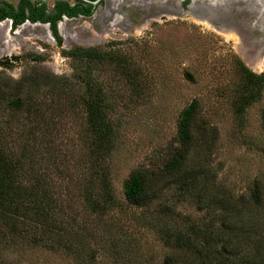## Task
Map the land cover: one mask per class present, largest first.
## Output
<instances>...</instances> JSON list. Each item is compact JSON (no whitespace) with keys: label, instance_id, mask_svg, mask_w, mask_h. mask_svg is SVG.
Returning a JSON list of instances; mask_svg holds the SVG:
<instances>
[{"label":"rangeland","instance_id":"374dc122","mask_svg":"<svg viewBox=\"0 0 264 264\" xmlns=\"http://www.w3.org/2000/svg\"><path fill=\"white\" fill-rule=\"evenodd\" d=\"M30 1L46 6L48 14L58 2H78ZM2 2L17 7L20 0ZM186 2L100 0L91 16L59 22L61 44L47 24L28 21L14 29L11 20L0 22V90L7 98L20 94L22 83L23 90H33L44 118L58 117V127L48 133L59 134L69 160L63 169L57 151L65 175L53 174L59 198L51 215L63 229L39 242L20 221H1L0 212V225L9 229L0 236L2 264H166L173 255L177 262L201 264L177 237L220 224L223 214L241 221L243 259L264 264V85L247 75L264 72V0ZM77 46L122 61L91 66L108 91L117 136L106 161L114 201L103 220L86 206L82 171H75L84 151V116L80 110L58 115L69 101L51 95L46 85L79 70L81 63L65 53ZM126 70L137 76L135 84L122 75ZM194 102L191 137L184 143L180 123ZM2 106L0 98V136L25 133L23 124L15 121L12 129L7 123L13 116L23 121L25 114ZM36 141L37 168L55 169ZM137 172L145 174L149 196L132 204L127 184ZM241 198L247 208L236 207Z\"/></svg>","mask_w":264,"mask_h":264},{"label":"trees","instance_id":"16d2710c","mask_svg":"<svg viewBox=\"0 0 264 264\" xmlns=\"http://www.w3.org/2000/svg\"><path fill=\"white\" fill-rule=\"evenodd\" d=\"M77 1L74 6L65 1L56 3L54 14H48L46 6L35 5L30 0H20L17 7L2 2L0 22L11 20L14 29L28 21L49 24L53 36L61 44L58 24L64 17L91 16L95 11L96 5L92 2L97 0ZM186 1L189 3L191 0ZM65 53L69 58L81 63L79 70H76L71 76L51 77L46 85L50 87L51 95L56 94L69 101V104L66 105L67 108H62L63 110L58 115L62 116L66 110L70 112L80 110L79 113L84 116L85 127L80 138L84 151L77 159L75 171L76 174L80 170L82 171L79 178H81V192L83 191L82 195L86 206L90 212L103 220L109 204L114 201L106 161L115 146L117 136L111 119L114 108L110 102L108 91L104 87V83L94 77L91 66L96 61L102 64L109 63L111 60L118 63L122 61H118V58L112 53L93 47L77 46ZM122 75L133 84L137 82V76L131 71L126 70L122 72ZM247 75L251 82L260 86L264 85V72L256 74L247 70ZM24 88L22 83L20 94L11 98H7L6 91L0 90L4 111L15 115L25 114L23 121H19L13 116V122L7 121L8 125L13 129L16 121L19 125L23 124L26 131L24 133V129L17 130L13 136L9 134V138L0 136L1 221L9 218L20 221L24 224L25 232L34 233L37 241L42 242L44 241L43 235H47L51 230L61 231L63 229V226L58 227L59 223L54 222L51 215L52 211L56 209L54 203L59 198L58 186L53 174L58 173L63 178L65 175L63 169L68 170L69 160L68 155L61 151L62 140L57 138L59 134H50L58 127V117L44 118L43 105L39 104L33 90L25 91ZM54 102L52 99L49 105ZM196 109L197 104L194 102L184 113L180 123V138L184 143H188L191 137L192 119ZM28 124H30L29 130L25 126ZM36 140H39L43 145L44 156H49L47 166L51 165L55 169H48L46 166L37 168L36 164L39 162L34 159L33 153L34 147L38 145ZM57 151L63 154L59 161ZM44 161L43 164L46 165ZM56 161L63 169L58 166ZM146 180L143 172H137L127 184L126 195L132 204L147 200L149 194ZM103 196H106L105 200L102 199ZM260 199L255 198L253 202L255 207L261 205ZM246 206L247 203H244L242 198L237 200V208L244 209L247 208ZM229 215L223 214L220 224L210 223L206 227L196 228L194 236L178 235L179 247L190 252L193 251L196 257L201 259V264H248L243 259L245 250L241 248L240 237H245L239 233L241 221L239 218ZM7 229V224L2 222L0 236H5ZM176 258L174 255L168 257L166 264H185L177 262ZM0 264H2L1 256Z\"/></svg>","mask_w":264,"mask_h":264},{"label":"bare ground","instance_id":"6f19581e","mask_svg":"<svg viewBox=\"0 0 264 264\" xmlns=\"http://www.w3.org/2000/svg\"><path fill=\"white\" fill-rule=\"evenodd\" d=\"M264 4V3H263ZM48 25V24H47ZM45 26V28H47L48 29V26ZM62 25V24H61ZM42 26H44V25H42ZM263 50V49H262ZM258 52H260V51H258ZM264 61V60H263ZM262 64V63H261ZM262 68H264V65L263 66H261Z\"/></svg>","mask_w":264,"mask_h":264},{"label":"water","instance_id":"95a60500","mask_svg":"<svg viewBox=\"0 0 264 264\" xmlns=\"http://www.w3.org/2000/svg\"><path fill=\"white\" fill-rule=\"evenodd\" d=\"M99 1H100V0L93 1L92 3H93L94 5H96ZM48 25H49V24H48Z\"/></svg>","mask_w":264,"mask_h":264}]
</instances>
